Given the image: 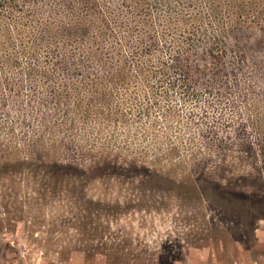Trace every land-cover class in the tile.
<instances>
[{
	"label": "rangeland",
	"instance_id": "374dc122",
	"mask_svg": "<svg viewBox=\"0 0 264 264\" xmlns=\"http://www.w3.org/2000/svg\"><path fill=\"white\" fill-rule=\"evenodd\" d=\"M25 8L47 62L0 71V264H264V0Z\"/></svg>",
	"mask_w": 264,
	"mask_h": 264
},
{
	"label": "trees",
	"instance_id": "16d2710c",
	"mask_svg": "<svg viewBox=\"0 0 264 264\" xmlns=\"http://www.w3.org/2000/svg\"><path fill=\"white\" fill-rule=\"evenodd\" d=\"M30 0H0V53L5 52L4 55L0 54V71H7L8 68H12L11 58H15L16 61L15 69L19 68L20 70L26 69L29 72H33L42 67L43 64H46L47 60L45 57H40L39 48L33 49L28 46L27 42L24 40V31L28 28V24L24 22L20 15L23 13L25 6L28 5ZM14 27V34L19 36L20 40L16 46L17 50L13 48L12 44V35L13 32H9V27ZM223 44L222 41H219ZM218 45V44H217ZM19 52L18 56H15V53ZM18 57H21L25 60V64L19 66ZM242 63H244L242 61ZM149 68L150 70L158 71L155 72L157 77L166 78L167 71L181 70L180 64L172 60L171 63L165 64L164 62L159 61L157 67H154L153 63ZM14 69V70H15ZM189 82V79H185L183 83L185 85ZM174 84V83H173ZM173 84L167 83V85L173 86ZM262 97V96H261ZM261 97L259 99H261ZM37 136H40V134ZM54 140V139H52ZM55 142V141H53ZM55 145V144H53ZM55 147V146H54ZM55 148L52 149L54 151Z\"/></svg>",
	"mask_w": 264,
	"mask_h": 264
}]
</instances>
